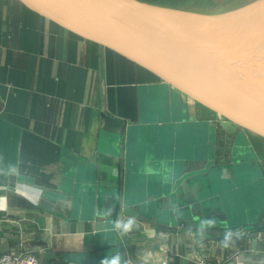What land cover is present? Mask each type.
<instances>
[{
	"label": "crops",
	"instance_id": "1",
	"mask_svg": "<svg viewBox=\"0 0 264 264\" xmlns=\"http://www.w3.org/2000/svg\"><path fill=\"white\" fill-rule=\"evenodd\" d=\"M220 122L124 57L19 0H0V255L87 264L96 246L115 244L132 264H264V209L254 192L227 248V233L167 229L140 212L151 177L136 164L151 155L199 168L216 132L225 133ZM218 140L221 159L228 150ZM246 140L264 170V146ZM73 192L88 196L75 203ZM96 198L102 215L109 199L114 222L135 217L136 226L97 233Z\"/></svg>",
	"mask_w": 264,
	"mask_h": 264
},
{
	"label": "water",
	"instance_id": "2",
	"mask_svg": "<svg viewBox=\"0 0 264 264\" xmlns=\"http://www.w3.org/2000/svg\"><path fill=\"white\" fill-rule=\"evenodd\" d=\"M19 1L58 26L147 70L221 120L225 133L216 132L211 151L200 156L201 167L174 164L176 180L170 184L149 177V192L140 194L142 216L167 229L185 226L205 233H231L240 228L237 223L245 215L242 200L251 193L240 191L264 181L262 169L260 178L249 182L254 173L245 165L257 164L250 159L244 141L253 139L264 146V47L254 46L264 40V1L222 15H201L141 0ZM234 19L246 22L229 26ZM252 31L256 32L241 33ZM218 138L226 141L228 150L227 156L226 150H221V159L216 154ZM142 165L136 164L138 171ZM86 193L73 192L67 199L78 203L86 199ZM254 193L264 209V192ZM94 202L96 221L104 222V228L97 226L96 232L114 230L107 229V225L114 226L110 200L104 215L98 207L101 201L96 198ZM205 220L213 225L201 229L200 222ZM120 248L115 244L96 246L87 264H101L103 258L117 254L122 264H132Z\"/></svg>",
	"mask_w": 264,
	"mask_h": 264
},
{
	"label": "rangeland",
	"instance_id": "3",
	"mask_svg": "<svg viewBox=\"0 0 264 264\" xmlns=\"http://www.w3.org/2000/svg\"><path fill=\"white\" fill-rule=\"evenodd\" d=\"M264 0H156L159 2L160 6L187 11L192 13H197L201 15H222L229 12L241 10L247 8L256 3H260ZM229 26L231 27H239L243 25L246 21L244 19H234L231 21ZM256 31L252 32H241L245 34H254ZM255 47H264V40L254 44ZM245 141V140H244ZM247 142V141H246ZM245 142V143H246ZM251 160L256 159L253 150H251ZM260 156L264 158V149L259 150ZM264 161V160H263ZM264 164V162H262ZM250 165V171H253V175L250 176L249 182L252 180L251 178H260V171L262 168L260 165H254L252 163H248L245 166ZM255 179V180H256ZM254 180V181H255ZM240 192H264V181L253 183L250 187L245 186Z\"/></svg>",
	"mask_w": 264,
	"mask_h": 264
},
{
	"label": "clouds",
	"instance_id": "4",
	"mask_svg": "<svg viewBox=\"0 0 264 264\" xmlns=\"http://www.w3.org/2000/svg\"><path fill=\"white\" fill-rule=\"evenodd\" d=\"M141 173L147 177H157L164 184L174 183L176 180V170L173 163L166 159L154 160L151 155L147 156L143 162ZM117 199H121L117 197ZM111 212V210H109ZM212 226L211 221L200 222L201 229L205 226ZM136 226V218L128 217L127 219H117L114 222V228L121 235L130 232ZM231 233L225 235V240L222 242L223 247L227 248ZM101 264H122L120 255H113L112 257H105L101 260Z\"/></svg>",
	"mask_w": 264,
	"mask_h": 264
},
{
	"label": "built area",
	"instance_id": "5",
	"mask_svg": "<svg viewBox=\"0 0 264 264\" xmlns=\"http://www.w3.org/2000/svg\"><path fill=\"white\" fill-rule=\"evenodd\" d=\"M0 264H40L32 252H8L0 255Z\"/></svg>",
	"mask_w": 264,
	"mask_h": 264
},
{
	"label": "trees",
	"instance_id": "6",
	"mask_svg": "<svg viewBox=\"0 0 264 264\" xmlns=\"http://www.w3.org/2000/svg\"><path fill=\"white\" fill-rule=\"evenodd\" d=\"M141 1L148 2V3H151V4H156V5L160 4L159 2H156V0H141Z\"/></svg>",
	"mask_w": 264,
	"mask_h": 264
}]
</instances>
